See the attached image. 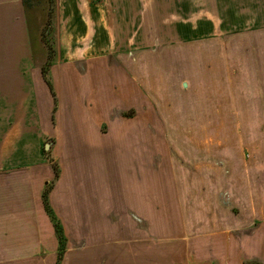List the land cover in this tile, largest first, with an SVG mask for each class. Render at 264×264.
<instances>
[{
    "label": "crops",
    "instance_id": "obj_1",
    "mask_svg": "<svg viewBox=\"0 0 264 264\" xmlns=\"http://www.w3.org/2000/svg\"><path fill=\"white\" fill-rule=\"evenodd\" d=\"M24 1L0 0L3 51H31ZM40 21V65L0 63V264H26L37 249L40 263L56 264L47 187L68 242L69 232L83 233L86 248L102 242V264H156L159 231L207 247L198 262L264 264V0H40ZM225 37L262 42L229 47ZM190 38L203 70L197 119H218L211 133L198 130L212 136V151H201L212 166L174 162L158 172L156 147L151 155L144 145L148 165L126 177L124 159L108 158L119 145L104 129L121 119L111 110L119 98L137 103L139 89L160 105L156 87L172 92L165 73L174 51L157 45ZM210 40L222 41L218 51L207 49ZM191 214L199 218L187 224ZM158 215L182 223L158 225Z\"/></svg>",
    "mask_w": 264,
    "mask_h": 264
},
{
    "label": "rangeland",
    "instance_id": "obj_2",
    "mask_svg": "<svg viewBox=\"0 0 264 264\" xmlns=\"http://www.w3.org/2000/svg\"><path fill=\"white\" fill-rule=\"evenodd\" d=\"M30 6L28 9L26 8V17L28 20V31L30 32L31 51H9L8 48L3 51L1 48L0 63L18 64L26 62L36 66L40 65V26H42L40 21V0L33 2ZM216 42L217 45H214ZM228 42H230V45L228 44L229 47H233L236 44L240 45V43L243 47H245V44L249 47H253V45L257 47L256 45H259L262 41L246 40L242 37L231 40L225 37L223 43ZM219 43L221 46L222 41L217 40L214 42L210 40L207 49L209 51L214 49L218 51L220 48ZM0 44L2 45L3 42L1 41ZM169 47L174 52L169 57V60L172 61L168 64H171V66L165 74L168 80H170V77L173 79L172 92L166 87L165 83H163L164 88L155 86L156 91L159 92L160 98L163 100L160 105H156L143 89H139L140 99L134 105L128 102L121 103L122 99L119 98L117 106L111 110V116L114 118L121 117L120 124L115 127V130L104 129L107 133L105 135H108L109 143L119 145V149L108 151V158L112 161L124 159L126 177L130 176L131 173L133 175V170H136L140 164L145 163V165H148L150 151L148 147L144 149V145H151V155H153L154 146L156 147L158 172L164 171L166 163L171 165L174 162H182L184 165L192 167L194 166L192 164L197 160H201V162L205 161L207 164L210 163L209 166H212L211 152L206 156L201 155V151L209 149L212 151V136H202L198 130L200 125L203 124L207 126L209 133H211L213 131L212 123L218 122V119L213 117L209 121L197 119V100L202 95L198 91V83L202 80L203 74V70H197V39L190 38L189 43L186 45H157L158 49H164L162 51L166 49L169 51ZM178 51H183V53ZM25 52L27 53L26 58L24 57L26 55H24ZM212 93L213 90L210 95ZM216 95H218V92L215 91L214 96ZM165 100H168V102ZM2 107H0V110H2ZM161 107L165 110L161 109ZM225 138L229 139L228 136ZM241 155H243L244 159H250V154L246 150H242ZM161 185L159 182L158 186ZM198 218V216L191 214L186 222L187 224H193ZM125 220L126 223H131L130 217L126 216ZM157 221L158 225L166 221L168 224L182 223L180 217L172 215H167V217L158 215ZM103 233L105 234L106 232ZM161 234V231L157 232L156 264H214L212 261L198 262L196 256L200 257L201 253L207 254L208 248L202 246L201 248H196L193 244L196 239H183L182 235L179 234L180 236L172 237V240H164V238L160 237ZM64 235L66 237L65 233ZM68 235L71 241L68 242L66 237V250L61 264H85V256L93 258L97 262L94 264H102V259L105 255L107 256V248L101 246L102 242L93 239L92 248H86L84 247L83 233L69 232ZM98 237L100 238V236ZM88 240L90 241V239ZM140 251L143 255L147 249L144 246L140 248ZM112 254L115 255L117 253L114 250ZM124 255H132V251L125 249ZM28 256L26 264H48L47 262L40 263V249H37L34 253H28Z\"/></svg>",
    "mask_w": 264,
    "mask_h": 264
},
{
    "label": "trees",
    "instance_id": "obj_3",
    "mask_svg": "<svg viewBox=\"0 0 264 264\" xmlns=\"http://www.w3.org/2000/svg\"><path fill=\"white\" fill-rule=\"evenodd\" d=\"M35 1H37V0H25L23 3L24 7L28 9L29 7H31L30 4H32ZM45 80H46V83H47L48 87L50 88V90H52L50 82L47 79H45ZM53 169H54V179H53L52 183H54L57 180V178L59 177V170H58L57 166L54 165ZM50 190H51V187L45 188V190L42 194V200H43L45 212L48 215V217H49V219L53 225L54 232H55L56 238L58 240V252H57L56 264H61V261L63 259L64 253L66 250V238H65L64 231L62 229V226H61L59 220L56 218V216L54 215V213H53V211L49 205L48 195H49ZM243 264H260V263L258 261H254V260H243Z\"/></svg>",
    "mask_w": 264,
    "mask_h": 264
},
{
    "label": "built area",
    "instance_id": "obj_4",
    "mask_svg": "<svg viewBox=\"0 0 264 264\" xmlns=\"http://www.w3.org/2000/svg\"><path fill=\"white\" fill-rule=\"evenodd\" d=\"M92 2H93V3H96V2H98V0H92Z\"/></svg>",
    "mask_w": 264,
    "mask_h": 264
},
{
    "label": "water",
    "instance_id": "obj_5",
    "mask_svg": "<svg viewBox=\"0 0 264 264\" xmlns=\"http://www.w3.org/2000/svg\"><path fill=\"white\" fill-rule=\"evenodd\" d=\"M185 86V84H183Z\"/></svg>",
    "mask_w": 264,
    "mask_h": 264
}]
</instances>
